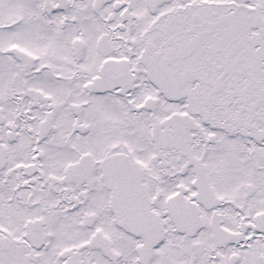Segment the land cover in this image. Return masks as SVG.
<instances>
[{"label":"snow or ice","instance_id":"1","mask_svg":"<svg viewBox=\"0 0 264 264\" xmlns=\"http://www.w3.org/2000/svg\"><path fill=\"white\" fill-rule=\"evenodd\" d=\"M0 264H264V0H0Z\"/></svg>","mask_w":264,"mask_h":264}]
</instances>
